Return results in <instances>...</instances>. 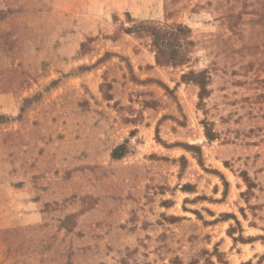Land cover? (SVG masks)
Listing matches in <instances>:
<instances>
[{
    "label": "rangeland",
    "instance_id": "1",
    "mask_svg": "<svg viewBox=\"0 0 264 264\" xmlns=\"http://www.w3.org/2000/svg\"><path fill=\"white\" fill-rule=\"evenodd\" d=\"M142 22L188 26L189 61L158 65L152 37L126 31ZM191 71H206L203 99L182 79ZM97 123L128 137L100 143ZM212 140H242L249 161L264 151V0H0V264H264L227 259L208 244L213 228L167 214L181 212L185 181L208 192ZM100 197L114 199L81 218ZM34 198L39 208L22 206ZM147 204L152 216L135 206ZM137 221L150 233L125 244Z\"/></svg>",
    "mask_w": 264,
    "mask_h": 264
},
{
    "label": "crops",
    "instance_id": "2",
    "mask_svg": "<svg viewBox=\"0 0 264 264\" xmlns=\"http://www.w3.org/2000/svg\"><path fill=\"white\" fill-rule=\"evenodd\" d=\"M149 63L151 64L152 62L149 61ZM104 125L111 128V130H105ZM120 127V124L119 126L114 127L109 123H97L95 126L97 129V132L95 131V138L100 143H103L104 138L101 134L103 133V136H106L108 143L115 144L114 146H116L128 137L126 129L125 132H122ZM99 129L100 134H98ZM122 129L124 130V128ZM104 131H106V134ZM212 142L213 144H209L210 148L208 155L209 161L212 163L211 169L213 170H205L206 172H203L205 174L204 180L208 184V192L199 190L200 187L205 185L203 183V178L197 179L195 183L190 180L185 181L184 184H196L197 182L198 185L192 190H185V188H183L184 184L179 185V187H181L180 191L184 196L181 212L178 211V203L166 206L165 209L169 211L174 208L176 210L174 213L167 214L176 217L177 219L175 220V223L177 224L184 223L186 220L184 217L185 214L190 213L191 215H195L199 221H203L205 226L213 228L209 233L208 244L211 245L212 248L215 247L216 249H219V251L225 252L227 259H240L241 261L255 260L260 256H264V219L260 218L257 214H253L249 209H251V204L254 205L256 212L264 207V151L261 148L259 150L256 149L255 155L252 156L249 161L248 156L251 154V151L249 152V150L252 149V147L244 145L242 140L236 143H227L219 146L215 145L216 142H214V140H212ZM187 144L193 145L194 143ZM256 147L260 146H255V148ZM179 152L181 156L184 155L189 160V163H194L196 166L195 157L190 154L188 149L183 147L180 148ZM140 154L142 153L137 152L133 155L138 156ZM227 161H230V165ZM233 162L241 164L243 169L241 168L240 170H237V167L232 164ZM242 170L246 172L245 175L247 177L252 178L255 183L254 186L249 184L246 176L242 174ZM147 174H149L148 171ZM220 175L223 176L227 185H217L219 184L217 179L221 177ZM144 178L146 182L147 176L144 175ZM208 180H212V184H210ZM148 181L149 179H147V182ZM135 184H138V182L135 181ZM249 190L255 191V194H253L250 199H247L246 197ZM203 194H206L207 196H203ZM94 196L96 197L100 195ZM187 197H190L191 201L187 200ZM113 199L114 198L100 197L94 206L81 214V218L89 214L101 213L105 202L109 200L113 201ZM39 201L40 200L36 198L32 200L28 199L22 206L29 209L39 208ZM198 203L207 206V215H209L208 219H205L200 215L201 212L203 213V209H200L201 207H195ZM189 204L198 209L189 210L187 208ZM135 206L141 209L139 214L153 215V212H150V204L144 205L143 208L138 205ZM33 211L32 216H40L38 210ZM148 220V222H151V219ZM138 223L139 221L135 222V224ZM94 225L96 226V224ZM141 225L142 223H139L138 226L130 232H128V230L124 231L121 237L127 242L125 244H134V240L136 241L139 237H145L150 233L146 228H141ZM235 226H238V232L234 231ZM239 234L240 236L237 237Z\"/></svg>",
    "mask_w": 264,
    "mask_h": 264
},
{
    "label": "trees",
    "instance_id": "3",
    "mask_svg": "<svg viewBox=\"0 0 264 264\" xmlns=\"http://www.w3.org/2000/svg\"><path fill=\"white\" fill-rule=\"evenodd\" d=\"M126 31L128 33L143 31L152 37V45L156 54L155 60L158 65H182L189 61L188 47L193 45L194 41L190 39L188 34L191 31L190 28L184 24L159 25L142 22L133 27H128ZM207 78L206 71H191L182 75L183 80L193 81L200 86V99H203L207 92ZM206 135L210 140L214 139L208 130ZM188 146L192 150L196 149L194 145ZM121 148L123 146H117L113 150L114 158H121L124 155V153H119ZM199 162L201 163L200 159ZM224 263L229 264L227 261Z\"/></svg>",
    "mask_w": 264,
    "mask_h": 264
}]
</instances>
